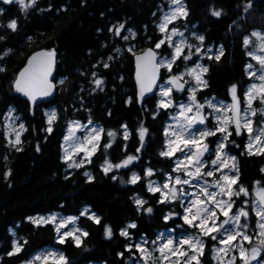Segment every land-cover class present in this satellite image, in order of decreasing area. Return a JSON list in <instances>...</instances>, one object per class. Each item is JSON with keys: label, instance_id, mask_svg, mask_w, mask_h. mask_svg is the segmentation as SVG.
Returning a JSON list of instances; mask_svg holds the SVG:
<instances>
[{"label": "trees", "instance_id": "1", "mask_svg": "<svg viewBox=\"0 0 264 264\" xmlns=\"http://www.w3.org/2000/svg\"><path fill=\"white\" fill-rule=\"evenodd\" d=\"M167 1L37 0L33 8L24 12L19 4H5L0 0V25L5 26L0 27V36L4 37L0 40V57H3L0 67L5 69L0 72V114L14 109L26 129L19 145L23 150L18 152L5 138L6 130L0 119V264H21L43 248L61 251L69 264H128L130 250H126V246L134 238L144 237L149 241L159 231L173 227L177 232L187 231L179 227L180 202L158 203L159 193L148 191L149 177L145 176V170L151 168L152 177L161 178L172 171L174 164L173 158L159 154L165 146L164 125L169 109L157 110V94L138 99L133 78L134 52L127 49L128 43L136 44L135 51L154 45L159 38L155 33L160 8ZM183 1L188 16L180 19L182 25L203 35L205 45L224 48V56L219 62L214 58L209 60L207 56L203 58L209 68L204 76L209 86L198 91L197 98L228 99L229 89L234 84L238 97L243 98L250 81L246 71L250 47H244L243 38L252 30L264 32V0H252V7L247 12L243 10L247 0ZM212 10H222V15L219 18L212 16ZM11 19L18 21L15 32L6 28ZM115 23L124 24L125 30L131 29L135 33L133 39L125 40L114 32L108 33ZM56 43L61 56L58 65L63 81L61 90L51 101L31 108L29 99L14 90L13 82L30 53L54 52ZM116 45L121 46L122 52H116ZM169 50L165 44L157 51L163 54ZM6 51L8 55L4 56ZM104 63L109 67L105 68ZM181 66L182 59L173 65V70H179ZM95 71L104 80L102 91L90 84ZM166 75L162 68V78ZM85 81L86 91L79 89ZM70 84H75V93L69 90ZM174 97L178 99L183 95L174 93ZM79 102H84L86 111L72 110L73 104ZM48 106H53L57 113L51 133L46 131L48 123L43 111ZM71 116L82 120L90 118L105 130L101 147L91 157V163L77 169L68 168L63 159L62 141L66 122ZM122 125H127V140L123 138ZM141 125L148 132L144 146L137 153ZM108 130L116 132L117 136L112 147L105 150L103 145L111 139L106 135ZM9 138L14 137L10 135ZM230 139L238 140L237 146L228 143L227 148L236 155L239 183L250 192L256 181L264 186V172H261L264 155L246 154L245 135L236 138L233 134ZM127 155H137L139 159L127 167L113 169L107 175L101 170L105 158L117 164ZM87 171L94 178L92 181L84 175ZM6 172H10L7 178ZM133 173L141 177L136 184L128 183ZM136 197L146 200L143 208L151 207L153 211H137ZM246 199L251 200V197L241 196L236 199L237 204ZM86 207L101 217L100 224L80 215ZM50 212L78 216L79 225L89 233L83 238L81 247H76L70 239L64 244L58 243L54 225L37 227L28 219ZM170 213L175 215L165 221L164 217ZM254 215L250 211V219L253 220ZM133 222L136 227L128 229L129 236H121L120 230ZM105 225L112 228L111 238L105 237ZM14 238H22L27 244L22 252L10 257L7 252L11 250ZM214 243L205 240L202 264H217L212 258ZM236 264H241L239 258Z\"/></svg>", "mask_w": 264, "mask_h": 264}, {"label": "snow or ice", "instance_id": "2", "mask_svg": "<svg viewBox=\"0 0 264 264\" xmlns=\"http://www.w3.org/2000/svg\"><path fill=\"white\" fill-rule=\"evenodd\" d=\"M3 3L19 4L21 11L27 12L37 4V0H3ZM169 5L170 10L162 16L161 22L157 25L163 37L156 42L155 48L146 49L142 54L135 56L136 82L139 89L138 99L141 100L157 86V79L162 68L172 73L173 65L178 60L190 61L192 59L191 49L194 46L187 43L184 33L177 27L169 28V25H174L177 20L188 16L187 8L183 0H169ZM251 7L252 0H247L244 5V12H247ZM211 15L219 18L222 15V10H212ZM0 27L5 26L0 25ZM6 28L13 32L17 31L18 21L11 19L7 23ZM123 28L124 24H120L110 28L109 31H114L115 35L119 36ZM128 31L132 36H135L131 29ZM193 35L195 36V33ZM251 36L259 40L260 44L256 49L248 52L247 55L252 60H255L260 65V68L256 70L249 63L246 65V71L250 78L258 80L260 83H252L245 92V107L243 109H241V101L237 96V86L235 84L229 89L232 100L230 104H224L222 101L216 102L215 97L206 100L205 103L199 102L197 92L209 86L208 81L204 78L205 74L209 72V68L199 62L195 64V67H186L184 72L171 75L166 81L169 87L160 86L159 96L161 98L157 101V110L178 107L179 111L175 116L171 117L174 123L167 125L164 129L165 146L164 150L159 154L170 159L176 158L175 167H173L172 171L178 174L175 177L168 174L167 180L163 185L154 186V182L150 181L148 191L153 194L157 192L160 194L158 203L180 201L181 204H184L185 200L182 197L186 198L187 206L184 207V215L180 218L184 224L198 231L195 234H188L179 239L168 238L161 234L157 237V240L151 241L155 246L152 249L145 247L149 243L147 240H142L141 243L135 244L134 247L140 253L139 258L143 260L144 264H202L201 257L204 256L206 248L205 237L216 242L212 248V258L217 261V264H225V257H229L227 264H236L237 255L234 253H238L241 264H253V262L255 264H264V258H262L264 257V186H261L260 181H256L254 189L250 192L247 187L240 184L237 158L230 156L225 151L228 143H235V141L230 140L233 134L241 136L246 131L248 133V142L245 144L246 154L249 156L264 155V125L255 127L251 119L258 112L264 116V109L258 110L253 106V102L257 99H259L261 104H264V54L257 55V51L264 53V34L254 31ZM175 37H180V39L175 40ZM3 39L4 37L0 36V40ZM123 39L127 40L128 37L125 36ZM196 39L203 44L205 37L199 35L196 36ZM252 43L253 41L249 36L244 37L243 45L245 48ZM165 44L172 49L170 58L160 56L157 51ZM186 48L189 50L187 53L185 52ZM128 50L130 52L134 51L133 48ZM8 51L4 53V56L8 55ZM117 51L119 50L117 49ZM212 53L213 49L207 48L201 54V48L196 47V54H200V59L207 56L209 60L214 58L219 62L224 56L223 46L217 49L214 54ZM53 57L54 52L52 51H40L29 57L27 64L18 73L13 82L14 90L33 102L38 96L45 97L50 95L53 85L48 78L51 75V66L54 63ZM2 58L0 57V59ZM108 59L111 60L112 57L109 56ZM104 67H109L108 63H104ZM3 71L5 69L0 67V72ZM92 75L95 77L97 74L93 72ZM185 76L190 77L195 82V86L190 85L186 89L189 92V103L174 105L171 98L173 90L184 91L185 85L189 84V80L184 79ZM93 82L97 89L103 90L104 81L102 79L97 78ZM206 106L211 108L213 113L216 114L214 117L216 127L214 129L205 127L198 130L196 126L205 125L208 119L203 113V109ZM13 111V109H9L8 117L14 122L16 118L12 117ZM46 116L48 123L46 131L51 133L53 131L52 124L57 118V113L53 110L51 113H46ZM88 124H92V121L89 120ZM230 126L234 127V133L230 131ZM7 127L15 136L14 139H10L9 134L6 132L5 138L8 139V143L16 151H22L23 149L19 145L22 143L21 135L26 131L24 124L21 123L19 125V131L11 125ZM122 128L124 129L123 138L127 140L129 138L127 125H122ZM85 129L87 131L83 137L76 136L77 131ZM147 132L148 129L141 125L138 130L140 147L136 149L137 153L144 146ZM217 133L221 134L222 139L217 142L215 158L210 160L209 165V161L205 157L206 154L211 155L212 149L207 143V138L216 136ZM103 134H105V130L102 127L88 128V125H82L78 121L71 122L68 127V134L64 136V141L71 142L77 155L80 153L84 155L79 162L69 163V167L79 168L85 162L91 163V157L101 147L100 142ZM106 135L111 139L103 145L105 150L112 147L117 133L108 130ZM63 147L64 145H62ZM37 151H39V147H37ZM177 153L180 156H177ZM71 158L68 155V150L65 149L63 159L68 162ZM138 159L137 155H127L120 163L112 164L105 158L101 170L107 175L113 169L127 167ZM261 172H264V168H261ZM180 173L186 178H182ZM9 174L10 172H6L5 178ZM153 174L151 168L145 170V176L150 177ZM84 175L88 178V181L94 179L88 172H85ZM205 177L213 179L209 181ZM112 178L116 179L115 176ZM140 180L141 177L133 173L128 183L136 184ZM184 185L196 188L198 191L190 193L186 191L183 187ZM241 196L251 197V200H244V205L237 208L235 207L236 199ZM134 202L137 205V211L141 209L147 213L153 211L151 207L143 208L147 201L142 198L136 197ZM249 206L250 211L257 218L254 236L249 234V225L246 223L250 216ZM80 215L87 216L88 219L96 224L101 222V217L95 213H89L87 208L81 211ZM173 215L175 213L166 215L164 220L168 221ZM221 217H224V219L221 220ZM28 219L37 227L46 224L54 225L57 240L60 244H64L70 239L76 247H81L83 238L89 235L86 230L79 227L68 229L69 224H75L77 217L70 216L57 221L56 215L53 214L48 217H29ZM135 227L136 224L134 222L128 224L120 230V235L127 238L129 236L128 229ZM62 229L68 230L62 231ZM9 231L11 232L12 230L10 229ZM104 234L106 238L112 237L113 232L109 225L104 226ZM12 235L15 237L14 232H12ZM254 239L256 240L255 246L250 249L246 248L245 243L252 244ZM25 244H27L26 240L14 238L11 250L7 252V255L10 257L18 255L23 251ZM132 247V245H127L126 250H131ZM154 252H158L159 256L153 255ZM24 264H69V261L63 253L51 251L34 255L25 261Z\"/></svg>", "mask_w": 264, "mask_h": 264}, {"label": "rangeland", "instance_id": "3", "mask_svg": "<svg viewBox=\"0 0 264 264\" xmlns=\"http://www.w3.org/2000/svg\"><path fill=\"white\" fill-rule=\"evenodd\" d=\"M2 1H3V0H2ZM183 2H184V1H183ZM169 10H170V5H169V0H168L167 3L164 4V5L160 8L159 21H158L157 25L161 22V18H162V16H163L165 13H167ZM182 23H183V22L179 19V20H177V21L175 22L174 25H169V28H171V27H173V26L177 27L181 32L184 33V37L186 38L187 43H188V44H191V45L194 46V47L191 49L192 59H191L190 61H184V60L182 59V66H181V68H180L179 70H173L172 73H169V72L167 71V69L163 68V69H165V72L167 73V75L164 76V78L161 79L160 84H159V86H158V88H157V90H156V94L158 95V100L161 98V97L159 96L160 86L163 85V86H165V87H169V85L166 84V81L169 79V77H170L171 75L178 74V73H180V72H184L185 69H186V67H188V68H190V67H195V64H196L197 62L201 63L202 65H205L204 60H203V59H200V54H196V47H200V48H201V54H203L204 51H205L207 48H212V49H213V53H212V54H214V53L216 52V50L220 48V47L217 46V45H205L204 43L201 44V42L198 41V40L196 39V36H199L198 33H197L192 27H190V26H186V25H182ZM157 25H156V33H155V34L157 35V33H158V34H159V38L157 39L156 42H158V40H160V39L163 37V34L160 33V31H159L158 28H157ZM117 26H118V25H117ZM113 28H114V27H113ZM128 30H129V29H126V30H125L124 28L121 30V34L119 35V36L121 37V39H123V37H125V36H127L128 39H131V38L133 39L132 34H131ZM254 31H257V32H260V33L264 34V32H262V31H260V30H252V31L250 32V34L246 35V36H249L250 39L253 41V43L249 45L250 48L248 49L247 53L250 52V51H253L254 49H256V47L260 44V41H259V40H257L255 37H252V36H251V33L254 32ZM132 32H133V31H132ZM194 33H195V36L193 35ZM244 37H245V36H244ZM174 39H175V40H179L180 37H175ZM243 40H244V38H243ZM156 42H155L154 45H153L154 48H155V44H156ZM166 45H167V44H166ZM167 47H168V46H167ZM129 48H133V49H134L133 52H135V50H136V44H135V43H128V44H127V49H129ZM144 48H145V47H144ZM144 48H142V49H144ZM117 49H118L119 51H117ZM142 49H140V50H142ZM169 49H170V50H169L168 53L160 54V56H162V57H164V58H170L171 53H172V49H171V48H169ZM115 50H116V52H122V48H121L120 45H116V46H115ZM188 51H189V50L186 48V49H185V52L187 53ZM260 54H264V53H260L259 51H257V55H260ZM249 63H251V64L253 65L254 69H256V70H258V69L260 68V65H259L255 60H252L251 58H250V61L248 62V64H249ZM205 66H206V65H205ZM95 73L97 74L98 72L95 71ZM247 75H248V72H247ZM248 76H249V75H248ZM249 77H250V76H249ZM97 78L103 80L102 76H100L99 74H97L95 77H93V75H92L91 78H90V79H91V80H90V84H92L93 87H94L95 89H96V85L94 84L93 81H94L95 79H97ZM184 79H185V80H189V84H188V85H185V90H184V91H176V90H173V93H172V97H171V98H172V100H173V104H174V105L187 104V103H189V100H188L189 92H188L186 89H187L190 85H191V86H195V82H194L190 77H188V76H185ZM103 81H104V80H103ZM252 83H260V81L255 80V79H253V78H250V81H249V83L247 84V86H246V88H245L244 94H245V92L247 91V89L249 88V86H250ZM103 86H104V83H103L102 87H103ZM174 93H178V94H180V95H183V97H182V98L175 99V97H174ZM229 95H230V92H229ZM237 96H238V95H237ZM229 97H230V98H228V99H218L217 97H215V99H216V102H221V101H222L224 104H230V103L232 102V100H231V95H230ZM211 98H213V96L206 97V98H200V99L197 98V99L199 100L200 103H205L206 100L211 99ZM238 98H239V97H238ZM239 99H240V101H241V109H243V108L245 107V104H244V96H243V98H239ZM253 106H254L256 109H258V110H259V109H264V104H261L260 101H259V99H257L256 101L253 102ZM10 109H12V108H10ZM168 109H169V111H168V118H167V121L165 122L164 129H165V127H166L167 125L174 123V121L171 119V117L175 116V115L178 113V111H179L178 107H171V108H168ZM13 110H14V109H13ZM53 110H55V108H54L53 106H48V107L43 108V111L45 112V114H46V113H51ZM8 112H9V109H8L6 112H2V113L0 114V119H2V123H1V124L3 125V127H5V130H6V132L9 134V136H10V135H13V137L15 138L14 133H12L11 130H10L7 126H8V125H11V126H12L13 128H15L17 131H19V125L21 124V122H20L18 116L16 115V113H15L14 111L12 112V117H15L16 119L14 120V122H13V120L9 119V117H8ZM203 113H204V115H206V116L208 117V119L206 120L205 125H197V126H196L197 129L199 130V129H203V128H205V127L209 128V129H214V128L216 127V120H215V118H214L216 114L213 113V110H212L211 108H208L207 106L203 109ZM229 115H230V113H229ZM46 117H47V116H46ZM251 119L253 120V122H254V126H255V127H260V126L264 125V116L260 115L259 112L257 113L256 116L251 117ZM89 120L92 121V124H90V125L88 124ZM73 121H78V122H79L80 124H82V125H88V128H92V127H101L100 125H98L96 122H94V121H93L92 119H90V118H85V119L82 120V119L78 118L77 116H71V117L68 118V120H67V122H66V128H65L64 136L68 134V127H69V124H70L71 122H73ZM86 131H87V129H85V130H79V131L76 132V136H77V137H83V136L85 135ZM230 131H233V133H234V127H233V126H230ZM244 135H245V139H244V148H245V144L248 142V133L245 131L241 136H244ZM234 136H235L236 138L241 137V136H236V135H234ZM14 138H13V139H14ZM221 139H222V137H221V134H220V133H217L216 138H213L212 140H209V139L207 138V143L210 145V148L212 149L211 155L206 154V157H205V158L209 161V165H210V160L213 159V158H215V148H216V144H217V142L220 141ZM165 140H166V137H165ZM230 140H231V139H230ZM209 141H210V142H209ZM231 141H235V143H231V144H232V145L234 144V145L237 146V142H238V140H231ZM62 145H64V147L62 148V149H63V157L65 156V149L68 150V155H70V156L72 157L68 162H66L67 167H68V168L77 169V167H69V163H73L74 161H75V162H79V161L81 160V158L83 157L84 154H83V153H80L79 155H77L76 152H75V149H74V148L72 147V145H71V142H65V141H64V137H63ZM163 150H164V149H163ZM225 151H226L230 156H235V157H236V155L233 154V153L230 151V149H228L227 147H226ZM177 156H180V154L177 153ZM124 159H125V158H124ZM124 159H123V160H124ZM173 161H174V164H173V166H172V169H173V167H175V161H176V158H175V157H173ZM120 162H121V161H120ZM120 162H119V163H120ZM87 163H88V162H85V163L83 164L82 167H85V165H86ZM230 163H231V162H230ZM79 168H81V167H79ZM85 171H86V170H85ZM87 172H88V171H87ZM88 173H89V172H88ZM168 174H170L171 176L175 177L178 173H174L173 171L166 172V173L164 174V176L161 177V178H157V177H152V176H150L149 179H148V184H149V182L151 181V182H154V186H156V185H163V184L166 182V180H167V175H168ZM180 175L182 176V178H186V177H183V174H182V173H180ZM217 175H219V173H217ZM205 179L211 181L213 178H211V177H205ZM183 187L186 189V191H188V192H190V193H191V192H194V191H198V189L193 188V187L188 186V185H184ZM159 195H160V194H159ZM182 199L185 200V203H184V204H181V202L179 201V202H180V205H181V209H182V213H181L180 217L184 215V207L187 206V199H186V198H183V197H182ZM237 202H238V201L236 200V205H235V207H237V208H239V207H241V206L244 205V201H243V200H241V202H240L241 204H237ZM86 208H87V207H86ZM84 209H85V208H84ZM84 209H83V210H84ZM87 209L89 210V213H94V212L91 211L89 208H87ZM83 210H82V211H83ZM53 214L56 215V217H57V221H59V220L62 219V218H67V217H70V216H72V217H77V218H78L77 215H61V214H59V213H57V212H50V213H47V214H40V215H35V216H32V217H40V216L48 217V216L53 215ZM254 216H255V215H254ZM180 219H181V218H180ZM220 219L222 220V219H224V217H221ZM242 219H243V218H242ZM256 219H257L256 216L254 217L253 220L250 219V216H249V219L246 221V223H248V225H249L248 232H249L250 235H253V236L255 235V231H256ZM251 220H252V224H251ZM73 227H79V228L83 229V228L79 225V223H78V219L76 220L75 224H69V225H68V229H71V228H73ZM179 227H180V228H185V229H187V231L177 232L176 228L173 227V228H169V229H166V230H163V231H159V232L157 233L156 237H155L154 239H152V240H149V241H148L146 238H144V237L134 238V239L132 240V242L130 243V245H132L133 247H132L131 250L129 251V252H130V257H129V260H128V264H144L143 260L139 258V257H140V253L137 252V250H136L135 247H134L135 244H137V243H141L142 240H147L149 243H148L147 245H145V247H147V248H149V249H152V248L155 247V246L151 243V241H155V240H157V237L160 236L161 234H164V236H165V237H168V238L179 239V238H181V237H183V236H185V235H188V234H195V233L198 231V230H195V229H193V228H190L188 225L184 224V222H183L182 219H181V223H179ZM68 229H62V231H66V230H68ZM205 240L207 241V240H211V239H210V238L207 239V238L205 237V238H204V241H205ZM211 241H213V240H211ZM214 242H215V241H214ZM214 244H216V242H215ZM214 244H213V246H214ZM255 244H256V240L254 239L252 244H247V243H245V247L250 249L251 247L255 246ZM51 251H54V252H57V253H62L61 251L57 250L56 248H43V249H40V250L35 251V252H34V253H33V254H32L27 260H29V259H30L32 256H34V255H37V254H43V253H47V252H51ZM234 254L237 255V259H238V258H239V257H238V253H234ZM153 255H155V256H159V253H158V252H154ZM262 258H264V257H262ZM228 259H229V257H225V258H224V260H225V264H227ZM27 260H25V261H27ZM25 261H23L21 264H24ZM88 264H97V263H88ZM253 264H255V262H253Z\"/></svg>", "mask_w": 264, "mask_h": 264}, {"label": "water", "instance_id": "4", "mask_svg": "<svg viewBox=\"0 0 264 264\" xmlns=\"http://www.w3.org/2000/svg\"><path fill=\"white\" fill-rule=\"evenodd\" d=\"M149 48H154V47H153V46H146L144 49L139 50V51H136V52H134V54H133V66H134L133 78H134V81H135V83H136V89H137V93H138V95H139V89H138V85H137V82H136V60H135V56H136V55H140V54H142V53L144 52V50L149 49ZM52 52H53V51H52ZM35 53H37V52H32V53H30L29 56L27 57V61H28V58L31 57V56H32L33 54H35ZM53 60H54V59H53ZM27 61H26V64H27ZM26 64H25V65H26ZM55 65H56V64H55V61H54V63H53L52 66H51V75H50L49 78H48L49 81L51 82V84L53 85V88H52V92H51V94L48 95V96H45V97H40V96H38L34 102H33V101H30V106H31V108L36 107L37 104H42V103L49 102V101H51V100L54 98V96H55V94H56V91H57V88H56V82H55ZM24 67H25V66H24ZM24 67H23V68H24ZM161 78H162V69L160 70V75H159V77H158V79H157V86L153 88V91H152L151 93H147V94L144 96V98L150 97V96H152V95L155 94L156 89L158 88V85H159V83H160V81H161Z\"/></svg>", "mask_w": 264, "mask_h": 264}, {"label": "flooded vegetation", "instance_id": "5", "mask_svg": "<svg viewBox=\"0 0 264 264\" xmlns=\"http://www.w3.org/2000/svg\"><path fill=\"white\" fill-rule=\"evenodd\" d=\"M120 24L115 23L114 26H117V25H120ZM114 26H112V27L110 26V28H113ZM109 29H108V33L111 34L112 32H114V31L110 32ZM54 46H55V49H54V57H53V59H54L55 64H56L55 65V82H56V88H57L56 93H59L60 90H61V84H62L61 83V81H62V74L59 72V66H58L59 65V62H60L61 56H60V52L58 50L57 43ZM70 89H72V91L75 93V84H70L69 85V90ZM79 89H83L84 91H86V81L83 84H81V86L79 87ZM83 105H84V102H79L78 105H76L74 103L73 104V107H72V110L86 111V108H85V106L83 107ZM82 108H84V109L82 110Z\"/></svg>", "mask_w": 264, "mask_h": 264}]
</instances>
